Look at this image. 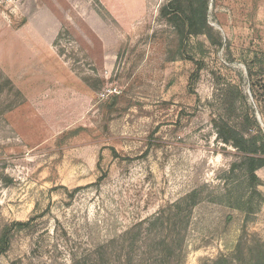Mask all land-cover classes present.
<instances>
[{"label":"rangeland","instance_id":"374dc122","mask_svg":"<svg viewBox=\"0 0 264 264\" xmlns=\"http://www.w3.org/2000/svg\"><path fill=\"white\" fill-rule=\"evenodd\" d=\"M170 1L0 0V264H111L103 248L189 194L182 264L264 241V167L251 194L214 126L264 134L255 0H209V32L182 42Z\"/></svg>","mask_w":264,"mask_h":264},{"label":"trees","instance_id":"16d2710c","mask_svg":"<svg viewBox=\"0 0 264 264\" xmlns=\"http://www.w3.org/2000/svg\"><path fill=\"white\" fill-rule=\"evenodd\" d=\"M209 0H187L186 5L180 0H171L162 8V16L166 22L178 30L181 42L185 35L187 38L205 36L209 32L208 25ZM183 31L185 33L183 34ZM234 95V94H233ZM233 106L234 104L231 103ZM249 118V117H248ZM248 122H252L251 120ZM254 134L247 135L230 121L219 117L214 121L217 137L222 143L230 145L238 151L239 162L234 163L232 171L239 169L244 172L245 183H248V192L258 194L257 188L262 185L257 176V171L264 167V134L257 128ZM239 164V165H238ZM262 196V195H260ZM252 197V196H251ZM250 198L239 193L232 208L246 211ZM199 197L189 194L172 205L173 211H160L145 220H141L121 234L117 240L103 248L108 253L110 250L111 264H182L185 258V221L191 217L193 211H179L182 206L193 208L198 204ZM172 220H178L182 225L176 230L168 229ZM32 226V222H15L11 228L4 230L7 237L9 230L21 231ZM5 246V245H4ZM2 247L4 251L5 247ZM73 264H77L76 262ZM205 264H264V241L253 238L250 242L242 239L236 246L232 257L222 256L219 259Z\"/></svg>","mask_w":264,"mask_h":264},{"label":"crops","instance_id":"0c3cea01","mask_svg":"<svg viewBox=\"0 0 264 264\" xmlns=\"http://www.w3.org/2000/svg\"><path fill=\"white\" fill-rule=\"evenodd\" d=\"M253 6L255 8L256 20L259 21V23H261V26H262L261 28H263V30H264V0H262V1L255 0L253 2ZM261 35L262 36H261L260 40H259L258 36L253 39L255 44L264 43V31L261 33ZM263 49H264V47H263Z\"/></svg>","mask_w":264,"mask_h":264}]
</instances>
